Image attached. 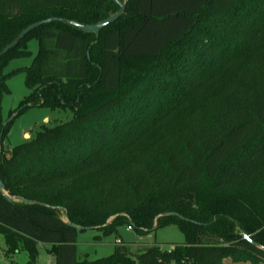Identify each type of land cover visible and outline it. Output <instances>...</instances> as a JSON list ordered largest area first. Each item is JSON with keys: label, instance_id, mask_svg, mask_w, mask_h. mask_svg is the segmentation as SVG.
Here are the masks:
<instances>
[{"label": "trees", "instance_id": "1", "mask_svg": "<svg viewBox=\"0 0 264 264\" xmlns=\"http://www.w3.org/2000/svg\"><path fill=\"white\" fill-rule=\"evenodd\" d=\"M121 5L97 36L74 25ZM47 18L69 23L39 26L0 57V98L5 66L35 37L19 112L72 118L6 150L0 126L6 251L24 252L26 264L39 244L54 264H264V250L241 236L264 247V0H0V52ZM186 107L184 123L168 120ZM122 225L136 235L174 225L184 241L77 259V231Z\"/></svg>", "mask_w": 264, "mask_h": 264}, {"label": "rangeland", "instance_id": "2", "mask_svg": "<svg viewBox=\"0 0 264 264\" xmlns=\"http://www.w3.org/2000/svg\"><path fill=\"white\" fill-rule=\"evenodd\" d=\"M262 41V40H260ZM29 55L26 57L14 58L5 66L3 72L9 74L6 81L7 92L0 98V126L8 123L6 135L2 146L3 150L11 149L33 138L42 125L52 126L58 122H65L72 118L68 110H50L46 107L33 106L19 112V103L29 95L30 90L26 85V74L24 69L30 66L33 57L38 52V41L30 37L25 41ZM190 107L179 109L170 115L169 121L174 124H182L186 121ZM133 155L127 153L121 156L119 161L129 160ZM93 173L89 175L91 178ZM63 220L66 219L64 210L59 211ZM100 236V239H96ZM119 240L118 244L116 241ZM184 241L183 233L174 225L166 226L147 232L144 235H136L132 228L122 225L115 229L114 233L103 235L99 229H87L77 231L76 235V256L77 259L86 258L96 260L113 254L115 245L124 247L127 252L134 256L141 249L158 244L161 249L169 250L173 244ZM36 264H54L55 257L47 252V247L39 244ZM27 256L24 252L8 253L6 251L5 238L0 235V264H26ZM222 264H254L250 261L232 262L225 260ZM263 264V263H257Z\"/></svg>", "mask_w": 264, "mask_h": 264}, {"label": "water", "instance_id": "3", "mask_svg": "<svg viewBox=\"0 0 264 264\" xmlns=\"http://www.w3.org/2000/svg\"><path fill=\"white\" fill-rule=\"evenodd\" d=\"M124 8H125L124 5H121L119 10L116 13H114L112 15H109L106 19H104L102 21H99V22H96L94 24L85 25V24H76V23H74V25L81 32L89 33V34H95L97 36L102 29H104L106 26H108L109 24H111L114 21H116L123 14ZM54 22L69 23L68 21L60 19V18H47V19L32 23V24L28 25L26 28H24L6 47H4L2 49V51L0 52V57L2 55H4L7 51H9L10 49L15 47L17 45V43L20 40H22L31 30H33V29H35V28H37L39 26L50 24V23H54ZM87 56H88V52H87ZM0 193L2 195H4V196H7V194H6L5 190H4V186H3L1 181H0ZM13 199L15 201L23 200L21 198H13ZM76 228L78 230L82 229V227H79V226H76ZM85 229L87 230V229H91V228L86 227ZM241 236L243 238L247 239L252 245L256 246L257 248H260V249L264 250V247H262V246H260V245H258L256 243L251 242L249 240V238L244 233H242Z\"/></svg>", "mask_w": 264, "mask_h": 264}, {"label": "built area", "instance_id": "4", "mask_svg": "<svg viewBox=\"0 0 264 264\" xmlns=\"http://www.w3.org/2000/svg\"><path fill=\"white\" fill-rule=\"evenodd\" d=\"M128 228L130 229V227H128ZM116 242H117L118 244L120 243V241H119V240H117Z\"/></svg>", "mask_w": 264, "mask_h": 264}]
</instances>
